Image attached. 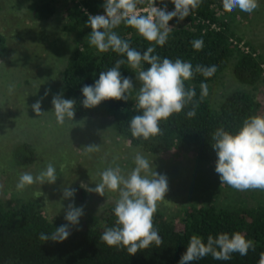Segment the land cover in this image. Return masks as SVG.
<instances>
[{"label": "trees", "instance_id": "16d2710c", "mask_svg": "<svg viewBox=\"0 0 264 264\" xmlns=\"http://www.w3.org/2000/svg\"><path fill=\"white\" fill-rule=\"evenodd\" d=\"M164 2L174 6L170 0ZM103 3L104 0H45L32 11L35 21L49 20L58 12L67 31L82 35L80 46L70 53L61 72L63 96L76 101L74 117L108 120L118 135L144 152L162 154L174 151L215 166L217 157L211 146V134L218 127L234 133L247 117L264 115V102L255 93V90L264 88V62L250 52L240 51L232 43V38H241L236 36L231 23L226 19L229 12L223 10L222 0H202L200 6L180 23L174 17L169 21L171 32L167 42L163 46L155 45L153 54H158L161 59L167 57L175 61L180 58L190 62L193 68L197 64H214L217 70L211 77L194 73L193 78L185 82L186 89L194 87L196 91L195 117L186 116L192 108V104H189L179 114L161 121L163 134L147 141L133 138L129 130L131 118L142 112L134 108V94L140 82L135 79L136 70L127 64L121 66L120 72L122 76L131 77L134 83L128 101L110 99L93 108H84L80 103L84 98L81 88L85 84H94L101 71L114 66L117 59H126V56L111 50L101 53L89 44L91 29L86 22L90 14L103 12ZM147 4L148 0H145L144 4L138 5ZM113 31L141 52L153 46L136 30L123 23ZM201 38L204 48L196 51L190 41ZM5 46V37L0 32V57ZM232 60L233 75L243 85V89L224 96L217 107H213L206 97L201 101V83L207 86L220 83ZM142 67L146 69L149 65L142 62ZM16 153V160L22 164L33 162L32 144L18 145ZM114 205L108 204L99 213L80 217L79 224L71 226V234L62 242H42L38 239L41 232L51 234L55 228L68 222L64 218L48 217L38 201L6 203L0 192V264H178L192 235H199L206 241L209 235L215 237L222 232L230 235L241 232L247 239L254 241L255 251L249 250L246 256L233 254L228 261L215 260L209 255L192 264H259L261 254L264 253V201L252 207L242 202L223 207L215 204L189 206L182 208L179 224L157 210L153 216V226L162 237V245L138 250L134 255H129L125 249L109 247L100 240L105 228L114 225Z\"/></svg>", "mask_w": 264, "mask_h": 264}, {"label": "rangeland", "instance_id": "374dc122", "mask_svg": "<svg viewBox=\"0 0 264 264\" xmlns=\"http://www.w3.org/2000/svg\"><path fill=\"white\" fill-rule=\"evenodd\" d=\"M42 1L45 0H0V32L6 42L0 57V192L6 203L38 201L48 217L58 219L64 218L67 205L73 200L74 206H84L82 217L99 213L108 204H115L118 193L106 191L105 196H99L87 188H94L100 182L99 173L109 166L119 165L128 173L134 167L133 158L138 152L149 160L154 171L167 177L168 192L158 203L157 210L176 224H179L182 208L189 206L223 207L242 202L252 207L264 201V191H238L220 184L215 166L211 164L195 161L179 152L152 154L132 146L116 133L108 120L74 117L58 124L51 100L55 94H62L65 99L61 91V72L70 53L80 46L82 35L67 31L58 12L49 20L35 21L33 8ZM258 3L259 7L251 14L237 9L229 12L226 19L241 38L232 40L242 43L264 62V0ZM233 65L232 60L220 83L208 86L206 98L213 107L232 91L243 89L233 75ZM10 85L13 86L11 92ZM46 90L47 96L44 95ZM255 93L264 102V88ZM41 97L44 113L37 116L31 105ZM22 143H30L34 148L33 162L29 165L15 158L16 147ZM90 144L100 145V151L89 157L83 153L84 146ZM49 162L56 168L55 183H34L17 191L21 173L29 172L35 177ZM66 186L76 189L73 198L62 199Z\"/></svg>", "mask_w": 264, "mask_h": 264}, {"label": "clouds", "instance_id": "9594fccd", "mask_svg": "<svg viewBox=\"0 0 264 264\" xmlns=\"http://www.w3.org/2000/svg\"><path fill=\"white\" fill-rule=\"evenodd\" d=\"M144 2L145 0H104V14L89 15L86 23L91 29L90 46H94L101 53L111 50L126 56V59H117L114 66L99 73L94 84H85L81 88L84 98L80 103L84 108H93L110 99L128 101L134 83L131 77L122 76L120 72L121 66L127 64L136 70L135 79L140 82L134 108L142 112L131 118L129 130L133 138L147 141L163 134L161 121L167 120L173 114H179L189 104H192V108L186 116L195 117L196 91L194 87L186 89L185 82L191 80L197 72L211 77L217 66L197 64L193 68L190 62L180 58L173 61L153 54L155 45L163 46L167 42L171 32L169 21L175 17L176 22L180 23L200 6L202 0H170L174 5L172 11H167L164 0H160L159 7L156 6L157 0H148L149 7L143 10L146 14H141L137 5ZM222 5L225 12L238 9L248 14L259 7L258 0H222ZM122 23L136 30L153 46H148L143 52L132 48L129 41L113 31ZM190 43L196 51L204 48L202 38L194 39ZM142 62L149 67L144 69ZM200 89L202 101L208 94L207 84L202 82ZM12 90L13 86L10 85L9 92ZM44 95H48L47 90ZM42 100L43 97L31 105L37 116L44 113L41 109ZM51 104L58 124L62 125L66 118L73 120L76 105L74 99H64L62 94H55ZM211 138V146L217 157L215 172L219 176L220 184H226L238 191H264V115L247 117L234 133L218 127L211 134ZM98 151L100 145L90 144L84 146L83 154L90 157V154ZM133 161L134 167L126 174L119 165L107 167L99 173L100 182L94 188H87V191L99 196H105L106 191L118 193L113 208L116 218L114 225L105 228L100 240L117 250L125 249L129 255L153 245H162V237L153 226V216L158 203L165 199L168 192L167 177L154 171L146 157L138 152ZM56 179V168L49 162L35 177L29 172L21 173L16 189L23 191L34 183L53 184ZM75 192L76 189L66 186L62 199L73 198ZM83 207L74 206L73 200L67 205L64 215L68 223L55 228L51 234L41 232L38 239L42 242H62L67 239L71 234V226L78 225L79 218L84 215ZM255 247L254 241L247 239L241 232H233L231 235L222 232L215 237L209 235L206 241L194 234L178 264H192L209 255L215 260L228 261L233 254L246 256L249 250L255 251ZM259 264H264V253L261 254Z\"/></svg>", "mask_w": 264, "mask_h": 264}, {"label": "built area", "instance_id": "2783aa9c", "mask_svg": "<svg viewBox=\"0 0 264 264\" xmlns=\"http://www.w3.org/2000/svg\"><path fill=\"white\" fill-rule=\"evenodd\" d=\"M156 6L159 7V6H161V5H160V3H157ZM147 7H149L148 4H147V5H144V6H139V5H137V9L141 12V14H146L143 10H144L145 8H147ZM173 9H174V6H169V5H167V11H172ZM82 10H83V11H86L84 8H82ZM99 14H104V10H103V12H101V13H99ZM90 15H97V14H90ZM232 43L238 45L242 50L245 51V53H248V52H249V51H248V48H247V47H244L242 43H237L235 40H234Z\"/></svg>", "mask_w": 264, "mask_h": 264}]
</instances>
